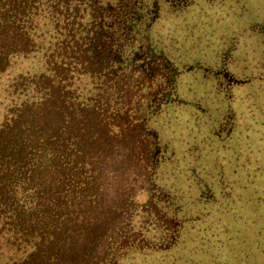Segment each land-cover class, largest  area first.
Segmentation results:
<instances>
[{"label":"trees","instance_id":"1","mask_svg":"<svg viewBox=\"0 0 264 264\" xmlns=\"http://www.w3.org/2000/svg\"><path fill=\"white\" fill-rule=\"evenodd\" d=\"M163 1L195 0H0V264H126L176 243L152 119L192 65L158 44Z\"/></svg>","mask_w":264,"mask_h":264},{"label":"rangeland","instance_id":"2","mask_svg":"<svg viewBox=\"0 0 264 264\" xmlns=\"http://www.w3.org/2000/svg\"><path fill=\"white\" fill-rule=\"evenodd\" d=\"M163 6L158 44L192 65L181 100L152 119L168 144L157 179L175 198L163 207L180 230L168 250L134 248L126 264H264V0ZM75 73L86 96L88 76Z\"/></svg>","mask_w":264,"mask_h":264}]
</instances>
